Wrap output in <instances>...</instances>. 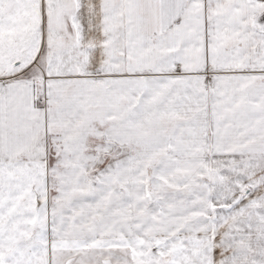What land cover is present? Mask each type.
I'll return each mask as SVG.
<instances>
[{
  "label": "snow or ice",
  "instance_id": "obj_1",
  "mask_svg": "<svg viewBox=\"0 0 264 264\" xmlns=\"http://www.w3.org/2000/svg\"><path fill=\"white\" fill-rule=\"evenodd\" d=\"M0 264H264V0H0Z\"/></svg>",
  "mask_w": 264,
  "mask_h": 264
}]
</instances>
